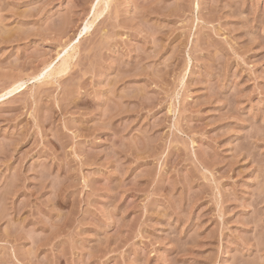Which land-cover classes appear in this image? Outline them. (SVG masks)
Here are the masks:
<instances>
[{"label": "rangeland", "instance_id": "1", "mask_svg": "<svg viewBox=\"0 0 264 264\" xmlns=\"http://www.w3.org/2000/svg\"><path fill=\"white\" fill-rule=\"evenodd\" d=\"M98 1L0 0V264H264V0Z\"/></svg>", "mask_w": 264, "mask_h": 264}, {"label": "bare ground", "instance_id": "2", "mask_svg": "<svg viewBox=\"0 0 264 264\" xmlns=\"http://www.w3.org/2000/svg\"><path fill=\"white\" fill-rule=\"evenodd\" d=\"M101 1V0H100ZM100 1H98L97 3L99 4V2ZM102 1H104V0H102ZM106 3L107 2H109L108 0L107 1H105ZM102 3V2H101ZM100 3V4H101ZM97 4V5H98ZM100 4H99V6H100ZM107 4H109V3H107ZM107 4H105V5H107ZM97 5H96V8H97ZM95 8V10L97 11V9ZM105 8H107V7H105ZM100 9V8H99ZM103 10H104V8L102 9V11H101V13L103 12ZM95 13V16L93 17V18H91L92 20H90V23H89V21H87L88 22V24L85 26V28H83V31L81 32V35H83V33L85 32V31H87V29L89 28V29H91L89 26L91 25V23H92V25H94V21L97 19V17L99 16V13L98 12H94ZM93 13V14H94ZM89 20V19H88ZM89 31V30H88ZM73 47V46H72ZM76 48V46L74 47V49ZM70 49H72V48H70ZM69 50V49H68ZM73 50V49H72ZM75 52V51H74ZM67 55L65 56V57H63V59H61L62 61L60 62V63H58L59 65L57 66V63H56V67L54 68L53 67V69H51L50 71V73H49V75L50 74H54L55 75V73H57L58 75H60V73H62V72H64L65 73V71L67 70V69H69V67H70V64H69V62L71 61V59L75 56L73 53H72V51L70 52L69 51V53L67 52L66 53ZM76 54V53H75ZM50 66H53V65H50ZM49 68V67H48ZM47 69V68H46ZM45 69V70H46ZM50 69V68H49ZM44 70V71H45ZM49 71V70H48ZM47 74V73H46ZM45 74V75H46ZM63 74V73H62ZM41 75V74H40ZM43 75V74H42ZM53 75V76H54ZM47 76H48V74H47ZM44 77H46V76H44ZM49 77H51V75L49 76ZM20 82V81H19ZM17 84H20V83H17ZM17 84H14V85H12L8 90H7V92H14L16 89H17V87H18V85ZM21 86V85H20Z\"/></svg>", "mask_w": 264, "mask_h": 264}]
</instances>
